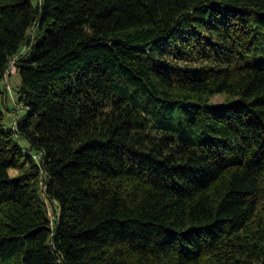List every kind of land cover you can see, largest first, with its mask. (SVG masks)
<instances>
[{"label":"trees","instance_id":"trees-1","mask_svg":"<svg viewBox=\"0 0 264 264\" xmlns=\"http://www.w3.org/2000/svg\"><path fill=\"white\" fill-rule=\"evenodd\" d=\"M13 58L0 264H264V0H0Z\"/></svg>","mask_w":264,"mask_h":264},{"label":"rangeland","instance_id":"rangeland-1","mask_svg":"<svg viewBox=\"0 0 264 264\" xmlns=\"http://www.w3.org/2000/svg\"><path fill=\"white\" fill-rule=\"evenodd\" d=\"M18 83V76L15 71V58L9 61V65L4 72L2 86L4 97H2L3 103L1 109L4 111L2 125L4 127H10L13 125L16 118L20 117L24 113V108L16 102L15 89ZM227 98L224 94H214L208 97V101L211 103H218ZM17 142L25 148L27 142L23 138L17 139ZM38 156L35 157L37 160ZM10 172H13L12 170ZM41 184V183H40ZM42 187V184L40 185ZM50 208V207H49ZM50 210V209H49ZM49 217H52V211L48 212Z\"/></svg>","mask_w":264,"mask_h":264},{"label":"built area","instance_id":"built-area-1","mask_svg":"<svg viewBox=\"0 0 264 264\" xmlns=\"http://www.w3.org/2000/svg\"><path fill=\"white\" fill-rule=\"evenodd\" d=\"M38 155H36V154H33V158H35V157H37Z\"/></svg>","mask_w":264,"mask_h":264}]
</instances>
